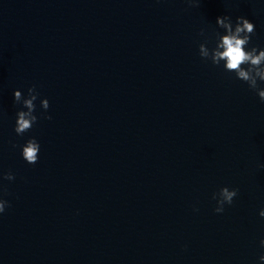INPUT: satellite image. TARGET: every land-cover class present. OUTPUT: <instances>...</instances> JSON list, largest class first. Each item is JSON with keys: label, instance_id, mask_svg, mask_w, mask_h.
I'll list each match as a JSON object with an SVG mask.
<instances>
[{"label": "clouds", "instance_id": "clouds-1", "mask_svg": "<svg viewBox=\"0 0 264 264\" xmlns=\"http://www.w3.org/2000/svg\"><path fill=\"white\" fill-rule=\"evenodd\" d=\"M192 5H197L198 0H188ZM218 28L223 29V33L216 32L215 46L209 48L207 46V38L205 42L199 44V56L205 61H211L212 65L220 66L223 61V68L227 72L235 73L238 80L246 83L250 90L256 92L260 101L264 103V87L260 84L264 83V49H259L256 46L249 47L251 38L255 34V25L249 19L239 16L235 23L230 16H220L216 19ZM204 36V30L199 33ZM14 103L22 105L25 110H20L16 113V123L14 131L18 136H23L30 131L36 124L38 117L35 115L36 103L39 97V92L35 85L27 89V96L22 95L20 90H15L13 93ZM48 99L40 100V107L46 112L49 108ZM45 119L51 120L50 115L45 116ZM16 147V145H13ZM22 158L28 164H36L39 159L40 144L33 137L28 139L22 146ZM264 169V164L259 165ZM0 179L13 181L15 175L9 171L3 173ZM0 191L6 192V189L0 185ZM238 194V189H229L222 187L218 193L213 194V200L216 201L214 211L223 213L225 205H231L234 198ZM10 207L7 200L0 198V214L4 213L6 208ZM261 217H264V209L259 212ZM261 247H264V239L260 241ZM264 261V255L259 257Z\"/></svg>", "mask_w": 264, "mask_h": 264}]
</instances>
